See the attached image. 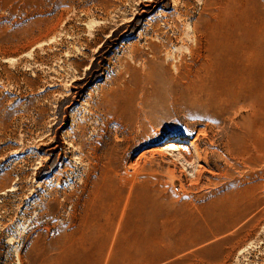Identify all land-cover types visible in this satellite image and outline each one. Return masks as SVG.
Wrapping results in <instances>:
<instances>
[{
	"label": "rangeland",
	"instance_id": "1",
	"mask_svg": "<svg viewBox=\"0 0 264 264\" xmlns=\"http://www.w3.org/2000/svg\"><path fill=\"white\" fill-rule=\"evenodd\" d=\"M0 264H264V0H0Z\"/></svg>",
	"mask_w": 264,
	"mask_h": 264
},
{
	"label": "bare ground",
	"instance_id": "2",
	"mask_svg": "<svg viewBox=\"0 0 264 264\" xmlns=\"http://www.w3.org/2000/svg\"><path fill=\"white\" fill-rule=\"evenodd\" d=\"M227 52H230V53H233V50L232 49H230L229 51H227ZM242 57H243V59H245L246 61H248V62H251L252 61V59L254 58V53L248 48V47H246V46H244L243 48H242ZM178 140H176V138H173V139H171L170 141H169V145L171 146V147H176L178 144V142H177ZM185 143L187 144V146H189V147H195L196 146V141L194 140V139H192V138H188V139H186V141H185ZM171 149V148H170ZM176 149H177V147H176Z\"/></svg>",
	"mask_w": 264,
	"mask_h": 264
}]
</instances>
